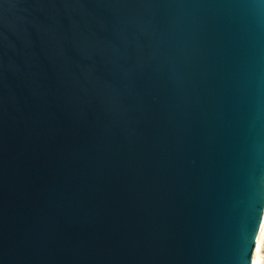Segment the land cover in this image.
<instances>
[{
    "label": "water",
    "instance_id": "95a60500",
    "mask_svg": "<svg viewBox=\"0 0 264 264\" xmlns=\"http://www.w3.org/2000/svg\"><path fill=\"white\" fill-rule=\"evenodd\" d=\"M264 215V0H0V264H251Z\"/></svg>",
    "mask_w": 264,
    "mask_h": 264
},
{
    "label": "bare ground",
    "instance_id": "6f19581e",
    "mask_svg": "<svg viewBox=\"0 0 264 264\" xmlns=\"http://www.w3.org/2000/svg\"><path fill=\"white\" fill-rule=\"evenodd\" d=\"M263 236H264V215H263L260 231L256 239L251 264H261L260 248H261V243L263 241L262 239Z\"/></svg>",
    "mask_w": 264,
    "mask_h": 264
},
{
    "label": "rangeland",
    "instance_id": "374dc122",
    "mask_svg": "<svg viewBox=\"0 0 264 264\" xmlns=\"http://www.w3.org/2000/svg\"><path fill=\"white\" fill-rule=\"evenodd\" d=\"M262 239L263 241L261 243L260 256H261V264H264V236Z\"/></svg>",
    "mask_w": 264,
    "mask_h": 264
}]
</instances>
